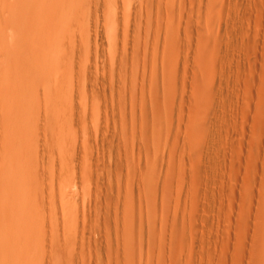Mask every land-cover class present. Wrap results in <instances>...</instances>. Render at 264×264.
Instances as JSON below:
<instances>
[{"label": "rangeland", "instance_id": "obj_1", "mask_svg": "<svg viewBox=\"0 0 264 264\" xmlns=\"http://www.w3.org/2000/svg\"><path fill=\"white\" fill-rule=\"evenodd\" d=\"M0 264H264V0H0Z\"/></svg>", "mask_w": 264, "mask_h": 264}, {"label": "bare ground", "instance_id": "obj_2", "mask_svg": "<svg viewBox=\"0 0 264 264\" xmlns=\"http://www.w3.org/2000/svg\"><path fill=\"white\" fill-rule=\"evenodd\" d=\"M77 10V9H76ZM74 14V13H73ZM69 18V17H68ZM55 55V54H54ZM24 68V67H23ZM26 212V211H25ZM33 241V240H32Z\"/></svg>", "mask_w": 264, "mask_h": 264}]
</instances>
